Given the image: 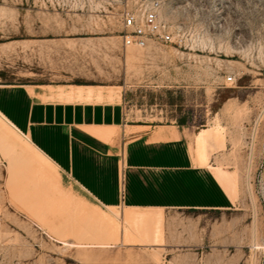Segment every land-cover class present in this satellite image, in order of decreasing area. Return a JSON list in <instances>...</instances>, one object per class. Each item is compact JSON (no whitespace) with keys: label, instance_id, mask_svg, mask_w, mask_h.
I'll return each instance as SVG.
<instances>
[{"label":"rangeland","instance_id":"1","mask_svg":"<svg viewBox=\"0 0 264 264\" xmlns=\"http://www.w3.org/2000/svg\"><path fill=\"white\" fill-rule=\"evenodd\" d=\"M153 1L181 44L126 48L124 12ZM0 83L123 86L129 122L186 123L195 163L194 136L218 132L205 146L207 167L234 203L134 211L147 242L126 240L130 229L119 218L105 227L110 210L60 172L14 163L27 148L0 119V264H264L262 130L251 144L264 105V0H0ZM81 225L120 239L83 245Z\"/></svg>","mask_w":264,"mask_h":264},{"label":"crops","instance_id":"2","mask_svg":"<svg viewBox=\"0 0 264 264\" xmlns=\"http://www.w3.org/2000/svg\"><path fill=\"white\" fill-rule=\"evenodd\" d=\"M122 88L0 83V114L7 121L0 119L27 148L14 163L20 159L33 163L50 178L60 172L95 205L110 210L103 217L105 227H113L118 219L113 211L125 208L119 219L133 233L125 234L126 240L147 242L145 234L136 229L141 218L134 211L232 209L231 196L207 167L205 146L209 139H218L215 132L204 136L208 131L204 129L194 136L195 145L200 136L204 139L200 160L196 158L202 166L197 165L186 123L129 122ZM84 225L74 230L83 245L114 247L99 242L120 239L108 229L104 236L97 231L87 233Z\"/></svg>","mask_w":264,"mask_h":264},{"label":"built area","instance_id":"3","mask_svg":"<svg viewBox=\"0 0 264 264\" xmlns=\"http://www.w3.org/2000/svg\"><path fill=\"white\" fill-rule=\"evenodd\" d=\"M161 4L159 1H153L142 5L137 11H128L123 14L122 36L123 44L127 48L135 46L139 48L148 47L154 44H181L180 33L175 32L172 26L164 22L161 18ZM233 81V78H229ZM260 130L261 133H260ZM262 136L264 146V105L258 113L253 123L251 144L254 143V136ZM259 195L261 197L262 210L264 214V176L259 182Z\"/></svg>","mask_w":264,"mask_h":264},{"label":"bare ground","instance_id":"4","mask_svg":"<svg viewBox=\"0 0 264 264\" xmlns=\"http://www.w3.org/2000/svg\"><path fill=\"white\" fill-rule=\"evenodd\" d=\"M0 116L4 119V120H6L1 114H0ZM7 121V120H6ZM11 128V127H10ZM213 132H211V131H206L205 132V135L204 136H208V135H210V134H212ZM215 134H216V137L219 139L220 138V134L218 133V132H215ZM203 137H199L198 138V142H199V144L201 145V144H203ZM205 156V155H204ZM112 213V212H111ZM113 215H115L117 218H120V216H119V214L118 213H115L114 212V214ZM124 230V229H123Z\"/></svg>","mask_w":264,"mask_h":264}]
</instances>
